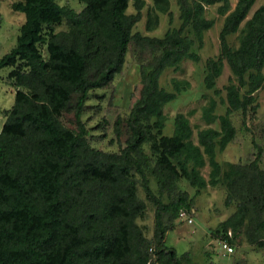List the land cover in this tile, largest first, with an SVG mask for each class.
<instances>
[{
  "label": "trees",
  "instance_id": "trees-1",
  "mask_svg": "<svg viewBox=\"0 0 264 264\" xmlns=\"http://www.w3.org/2000/svg\"><path fill=\"white\" fill-rule=\"evenodd\" d=\"M150 1L146 30L157 23L158 13L170 18L169 0ZM76 2L78 11L57 0L11 3L23 21L14 45L0 57V69L9 68L6 78L15 88L12 105L0 108V264H192L163 243L178 211L191 215L190 198L177 189L181 179L194 193L223 183L224 204L234 202V210L213 230L222 255L232 252L233 230L243 221L247 241L264 249L261 147L250 137L254 152L245 165L228 163L222 170L215 158L235 135L231 113L239 112L248 131L247 112L258 107L253 93L264 84V4L246 18L254 0H235L230 10V0H175L179 25L154 37L131 31L145 0ZM129 3L134 11L127 13ZM206 7H214L222 19L218 53L204 60L202 84L225 107L216 114L217 101L206 99L200 119L216 121L218 128L197 129L193 141L188 120L193 110L175 113L171 133L162 134V107L186 90L188 81L171 78L166 90L158 79L184 59L199 61L193 46H202L203 32L214 24L205 17ZM62 21L65 28L55 30ZM236 32L232 47L227 36ZM128 50L138 55L139 94L128 113L113 121L116 136L123 127L127 131L124 146L103 151L90 145L81 114L90 92L121 71ZM224 62L230 75L222 97L215 82ZM64 113H70L73 127L63 124ZM205 165L206 178L200 171ZM146 201L153 207L151 239L136 223ZM217 239L231 252L222 251Z\"/></svg>",
  "mask_w": 264,
  "mask_h": 264
},
{
  "label": "rangeland",
  "instance_id": "rangeland-1",
  "mask_svg": "<svg viewBox=\"0 0 264 264\" xmlns=\"http://www.w3.org/2000/svg\"><path fill=\"white\" fill-rule=\"evenodd\" d=\"M18 0H0V57L6 53L15 43L18 28L23 21V14L11 9V3ZM58 4L72 8L78 11L80 4L76 0H57ZM235 0H230V9L233 8ZM264 0H254L250 7L247 17ZM151 5L150 0H145V5L141 10V18L132 28V32H139L142 35L160 37L165 30L177 27L180 23L179 9L175 0H169L168 11L158 13V20L151 30L145 29L147 11ZM131 4H128L126 12H133ZM205 17L214 18V24L211 28L203 32L202 46L195 51L199 55V61L193 62L184 59L180 62L177 69L166 68L159 76L158 84L166 90H170V80L185 79L189 86L186 90L181 91L176 98L167 102L162 107L165 115L164 127L162 134L168 135L172 130L173 116L177 112L187 113L189 124L192 127V140L195 141V131L202 127L218 128V123L212 122L205 124L200 119V106L206 102L208 97H213L217 101L215 108L216 114L224 111V104L218 102V96H215L212 89L204 88L202 84L203 64L208 57H214L218 53V38L222 17L215 13L214 7H206ZM242 26V23L240 24ZM65 24L62 21L55 30L64 29ZM238 32L228 35L227 41L232 46L237 45ZM41 54L45 57L44 47H39ZM138 55L131 50L125 54L122 69L105 87L91 91L85 104L86 107L81 114V120L87 129V139L94 148L103 151H118L124 146V139L127 131L123 127L120 129L118 136L113 131V121L116 117L123 118L132 104L138 98L140 89L139 63ZM9 68L0 69V108H9L13 102V93L15 88L8 82L6 74ZM264 72V65L261 69ZM230 75L229 68L224 62L221 75L216 79L215 87L221 89L219 96H224L222 86L226 84V78ZM245 87L240 90V94ZM255 102L258 107L253 111H248L245 123L248 131L240 125V114L238 111L231 113V123L235 128L233 139L225 146L222 151H217L215 158L221 165L222 170L227 167L228 163H239L245 165L252 157L254 149L250 144V137L261 147L262 154L259 159L260 168L264 169V84L261 88L253 93ZM3 122V116L0 114V127ZM62 122L66 126L73 127L70 113H64ZM144 151H148L147 146H143ZM208 167L205 165L200 171L204 178L207 176ZM150 187L155 190L153 181L149 180ZM177 189L185 191L187 198H190V213L192 218L190 223L175 218L170 227L164 230L163 243L166 246L173 247L179 258L188 257L192 264H264V249L247 241L244 235L245 223L232 234V252L221 254L217 248L216 239L213 230L217 228L220 221L226 218L234 210V202L229 205L224 204L226 194L225 186L219 183L216 186L206 185L197 193L194 188L188 186L184 180L177 182ZM147 203V201H146ZM153 207L147 203L144 215L138 218L136 223L140 226L146 238L151 239L153 233ZM168 224L166 223L165 226ZM183 264L184 261H183Z\"/></svg>",
  "mask_w": 264,
  "mask_h": 264
},
{
  "label": "built area",
  "instance_id": "built-area-1",
  "mask_svg": "<svg viewBox=\"0 0 264 264\" xmlns=\"http://www.w3.org/2000/svg\"><path fill=\"white\" fill-rule=\"evenodd\" d=\"M178 218L179 219L186 218L187 222H190L191 221V218L190 217H187L185 211L182 210V209H180L178 211ZM227 234L230 235V232L227 231ZM217 243H218L219 248L222 251H224L226 253L231 252L232 248H231V246L226 241H223L222 239H217Z\"/></svg>",
  "mask_w": 264,
  "mask_h": 264
}]
</instances>
